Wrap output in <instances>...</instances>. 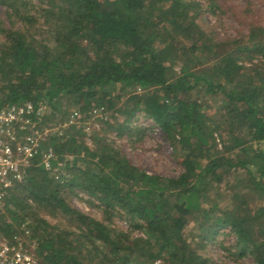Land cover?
<instances>
[{"label":"trees","instance_id":"1","mask_svg":"<svg viewBox=\"0 0 264 264\" xmlns=\"http://www.w3.org/2000/svg\"><path fill=\"white\" fill-rule=\"evenodd\" d=\"M217 11V0H0V109L46 105L48 127L64 104L78 112L6 199L3 237L26 224L40 264H221L204 251L225 229L229 257L264 264V23L216 38L199 20ZM97 113L113 122L90 145ZM139 114L173 148L177 176L147 172L108 137L142 144L152 129ZM81 193L103 220L70 203Z\"/></svg>","mask_w":264,"mask_h":264},{"label":"rangeland","instance_id":"2","mask_svg":"<svg viewBox=\"0 0 264 264\" xmlns=\"http://www.w3.org/2000/svg\"><path fill=\"white\" fill-rule=\"evenodd\" d=\"M217 1L220 6V11H217L216 14L205 12L199 20L202 28L208 33L214 34L216 38L238 36L241 32L248 30L249 21L252 19H255L256 21L259 20L264 23V0ZM204 4L208 5V2L204 1ZM250 11H253V13L251 15H246V12L251 13ZM217 101L218 99H209V103L212 104L211 114L215 115V111L219 107ZM62 110L65 114L64 112H62V114L59 113L54 120L49 121L52 127L57 126V130L66 125L69 127L70 116L76 111L75 107H69L67 104H64ZM44 114L47 113L45 112ZM45 116L48 117L47 115H44L43 118H45ZM124 119L125 118L122 116L119 117L120 122ZM109 120L110 122H113V119L109 114L98 113L91 117L88 123H86V132L88 135L87 142L90 145H93L92 137L94 133H103V129L105 128L104 121ZM134 123L136 125L150 127L152 129L147 134L142 144L132 146L126 138H118L116 132L110 131L107 135L109 138L115 140L117 145L124 149L133 164L143 167L149 173L175 177L182 172V168L177 162V157L176 154H174L173 148L169 142L165 140L158 128L155 127L154 121L143 117L142 114H139L134 119ZM88 199V196L81 193L80 197H71L69 201L75 208L83 213L93 216L99 220H103V214L100 209L91 206L88 203ZM47 218L52 220L50 217ZM52 221L56 222V220ZM115 225L123 230H128L129 228L124 221L119 219L116 220ZM194 229L195 227L192 225L187 234L190 235ZM227 234L228 230L222 229L215 237V240L209 243V246L204 253L213 257L221 264H239L233 258L229 257V254L226 251V249H230L235 243V238ZM243 263L253 264L250 259L243 260Z\"/></svg>","mask_w":264,"mask_h":264},{"label":"built area","instance_id":"3","mask_svg":"<svg viewBox=\"0 0 264 264\" xmlns=\"http://www.w3.org/2000/svg\"><path fill=\"white\" fill-rule=\"evenodd\" d=\"M46 111V105L36 108L32 102L0 109V210L11 192L26 178L41 141L54 132L52 127L41 124ZM77 117L78 112H73L69 125L75 123ZM52 158L50 150L43 160L47 169ZM35 250L36 241L26 224L11 240L0 234V264H40Z\"/></svg>","mask_w":264,"mask_h":264}]
</instances>
